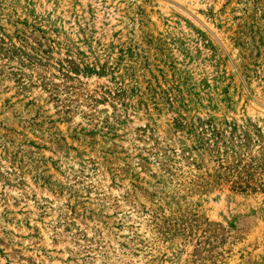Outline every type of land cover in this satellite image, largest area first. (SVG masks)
<instances>
[{
  "label": "rangeland",
  "instance_id": "rangeland-1",
  "mask_svg": "<svg viewBox=\"0 0 264 264\" xmlns=\"http://www.w3.org/2000/svg\"><path fill=\"white\" fill-rule=\"evenodd\" d=\"M234 126L264 143V0H0V264H264Z\"/></svg>",
  "mask_w": 264,
  "mask_h": 264
},
{
  "label": "trees",
  "instance_id": "trees-1",
  "mask_svg": "<svg viewBox=\"0 0 264 264\" xmlns=\"http://www.w3.org/2000/svg\"><path fill=\"white\" fill-rule=\"evenodd\" d=\"M230 129L234 133L228 138L215 134L217 142L212 148L216 153V181L219 185H228L237 193L264 194V143L240 133L243 128L234 126Z\"/></svg>",
  "mask_w": 264,
  "mask_h": 264
}]
</instances>
